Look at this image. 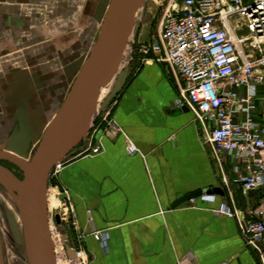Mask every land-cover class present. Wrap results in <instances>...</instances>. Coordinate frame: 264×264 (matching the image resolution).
<instances>
[{
    "label": "crops",
    "instance_id": "1",
    "mask_svg": "<svg viewBox=\"0 0 264 264\" xmlns=\"http://www.w3.org/2000/svg\"><path fill=\"white\" fill-rule=\"evenodd\" d=\"M83 1L0 0V111L29 108L24 89L66 72V61L57 64V59L67 56V50H17L25 34L22 26L40 24L33 12L24 18L25 5L49 8ZM8 22L20 25V31L9 33ZM26 34H33V28ZM130 56V73L118 76L122 86L108 111L124 131L104 134V113L94 117L87 141L100 139L103 150L78 155L82 143L61 173L51 177V189L59 190L61 201L68 195L73 205L72 215L61 224H72L88 264H259L237 220L214 209L231 200L243 209L257 208L264 205L263 192L250 194L236 183L230 188L222 183L194 114L178 103L182 81L152 53L137 49ZM217 186L223 195L212 192L215 198L200 196L173 207L188 193ZM99 230L109 232L107 248L93 235Z\"/></svg>",
    "mask_w": 264,
    "mask_h": 264
},
{
    "label": "built area",
    "instance_id": "2",
    "mask_svg": "<svg viewBox=\"0 0 264 264\" xmlns=\"http://www.w3.org/2000/svg\"><path fill=\"white\" fill-rule=\"evenodd\" d=\"M160 5L159 30L142 50L182 81L178 103L194 114L222 183L264 192V0H161ZM102 119L104 134L124 131L109 112ZM93 140L78 155L100 153L101 140ZM71 158L58 161L50 178ZM58 209L52 218H70L74 210L68 195ZM214 212L237 220L246 244L264 264V205L243 209L231 200ZM93 235L107 248L108 231Z\"/></svg>",
    "mask_w": 264,
    "mask_h": 264
},
{
    "label": "rangeland",
    "instance_id": "3",
    "mask_svg": "<svg viewBox=\"0 0 264 264\" xmlns=\"http://www.w3.org/2000/svg\"><path fill=\"white\" fill-rule=\"evenodd\" d=\"M101 3L104 2L101 0H84L81 4H51L49 8L46 7L48 9L38 6L39 11H37L38 7L36 5H32L31 7L25 5L24 18L31 16L33 12L39 16L37 20H39L40 24L34 23L32 26H22L25 34H23L22 40L20 39L17 42V50L32 48L34 50L35 48L38 50L47 49L50 52L67 50L69 51L67 52V56L59 61L57 59V64H62L63 60L66 61V72H61L57 76L51 75L54 81H41L39 87L24 89V98H27L25 100L29 102V108L24 107L22 109L9 103L8 106L12 104L11 106L14 107L5 108V110L7 109L6 112L5 110L0 111V150L8 149L10 140L19 135L18 128L20 130V123L17 120L16 114L19 109H22L25 112L28 111L27 114L31 124L28 157L31 158L34 155L48 124L66 101L78 71L83 66L86 57L90 54L99 36L102 20L108 7V4ZM160 4L161 0H143L140 8L131 17L129 33L125 39L123 57L119 65V70L115 72L113 80L103 88L94 119L109 111L111 103L109 102L104 107H102V104L111 94L115 83L119 80L118 76L122 74L125 78L130 73L132 67V64H129L131 52L137 49L142 51L143 46L150 41L152 35L158 32L159 21L162 15ZM47 15L50 21L44 18ZM44 20H47L45 24H43ZM47 23L48 27H45ZM8 24L11 30L9 33L15 30L17 32L20 31V25H11L10 22ZM13 26L15 27L13 28ZM30 27L33 28V34L28 35L26 32ZM16 47L12 48V50L16 51ZM4 91L8 95L11 92L8 87ZM32 92H34V99ZM0 164L16 177L23 178L24 170L16 163L0 160ZM50 180L51 178L49 179L48 193L54 191L51 189ZM55 190L57 191V202L59 201L61 203L62 201L58 193L59 190ZM57 212L60 213L58 206L50 209L51 230L60 236L58 241L61 242L62 256L66 260V264H88V257L84 253V250L77 244V239L74 238L72 224L70 222L65 223L66 226L64 228L63 223L58 225L55 217L52 218L53 213L55 214ZM61 220L63 222L65 221L62 217ZM0 253L4 264H29L24 243L22 219L15 197L1 184ZM85 260L86 263H84Z\"/></svg>",
    "mask_w": 264,
    "mask_h": 264
},
{
    "label": "water",
    "instance_id": "4",
    "mask_svg": "<svg viewBox=\"0 0 264 264\" xmlns=\"http://www.w3.org/2000/svg\"><path fill=\"white\" fill-rule=\"evenodd\" d=\"M142 1H109L99 36L78 71L66 101L48 124L34 155L28 157L31 131L23 111L17 113L19 135L10 140L8 149L0 150V160L16 163L24 170L23 178L20 179L0 164V184L14 195L22 219L29 264H57L48 205L50 173L58 161L70 157L73 150L82 143L87 144L101 90L119 70L125 39L129 33L128 21L134 11L140 8ZM122 81L120 77L102 107L116 96ZM184 108L189 110L186 105ZM212 192L224 194V190L218 186L200 189L179 198L173 207ZM62 198L65 199L66 195ZM55 220L61 225L60 214L55 215ZM0 264H4L1 253Z\"/></svg>",
    "mask_w": 264,
    "mask_h": 264
},
{
    "label": "bare ground",
    "instance_id": "5",
    "mask_svg": "<svg viewBox=\"0 0 264 264\" xmlns=\"http://www.w3.org/2000/svg\"><path fill=\"white\" fill-rule=\"evenodd\" d=\"M137 10V9H136ZM135 10V11H136ZM134 11V12H135ZM134 14V13H133ZM133 16V15H132ZM131 16V17H132ZM131 19V18H130ZM128 24L130 26V20L128 21ZM105 87V86H104ZM103 87V88H104ZM102 88V89H103ZM102 92V90H101ZM57 191L54 190L53 192L51 191V193H48V205H49V210L52 209V208H55L59 205V201L57 202V195H56ZM57 202V203H56ZM53 232V239H54V242H55V251H56V255H57V264H61V263H64L66 264V260L63 258L62 256V245H61V242L58 241V239L60 238L59 234H56L55 231H52ZM75 263V262H74Z\"/></svg>",
    "mask_w": 264,
    "mask_h": 264
},
{
    "label": "flooded vegetation",
    "instance_id": "6",
    "mask_svg": "<svg viewBox=\"0 0 264 264\" xmlns=\"http://www.w3.org/2000/svg\"><path fill=\"white\" fill-rule=\"evenodd\" d=\"M16 117H17V120H18V122H19V119H18V116H17V114H16ZM18 127H19V123H18ZM7 161V160H6Z\"/></svg>",
    "mask_w": 264,
    "mask_h": 264
}]
</instances>
